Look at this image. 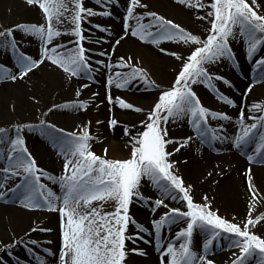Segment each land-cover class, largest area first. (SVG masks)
<instances>
[{"label":"snow or ice","instance_id":"6c2138e0","mask_svg":"<svg viewBox=\"0 0 264 264\" xmlns=\"http://www.w3.org/2000/svg\"><path fill=\"white\" fill-rule=\"evenodd\" d=\"M107 2L111 5L116 0ZM26 3L37 6L46 23L19 24L14 28L0 30V49L12 53L16 68L13 72L0 64V80H23L46 61L65 73L68 79H94V73L97 71L93 68L95 63L111 72L106 80L109 90L113 86L126 89L134 82L141 81L146 89L158 92L157 99L147 112L119 97L113 101L110 91L107 95L110 104L115 103L120 109L142 113L146 117L140 121L139 131H133L135 125L132 128L123 126V135L127 137L131 148L128 159H109L107 149H104L103 156L92 151L93 137L89 126L80 128L79 133L65 132L64 129L41 120L35 127L49 137L53 147L58 150L57 154L64 160L60 176L49 175L39 168L29 152L20 133L24 128H33L32 125H17L15 138L8 137L6 130L0 128V134H5L0 137V145L5 146L7 161L6 166L0 167V172L3 173L0 181H7L12 177H18L21 181L15 184L14 188L0 191V198H4L8 192H19L21 206L26 210L58 212L60 217L62 243L58 254L50 249H45L43 253L35 252L39 242L30 239L32 247L28 250L33 252L36 264H47L49 255L55 256L58 264H126L129 252L145 255L138 247L126 248L127 241L135 244L137 240H144L142 233L148 231L130 215L134 200L148 204L153 213L161 207L166 209L159 218L151 222L157 238L156 250L160 264H215L208 256L214 242L219 240L222 234L232 238L231 248L238 249V252L232 253L231 264H247L253 257L257 258L258 264H264V237L252 231L264 221V216L251 218L250 207L249 218L241 227L212 211L207 196L202 198L204 203L194 202L191 186H185L183 178L175 172L176 162L170 159L188 146L194 137L189 135L184 138H172L168 132L169 122L177 123L183 120L191 126L195 137L201 143L230 140L236 148L249 145L250 141L258 136L259 139L255 141V147L252 149L253 155L247 156V159L250 163L255 158L264 162V131H259L264 129V114L246 117L245 110L241 108L237 118V131L232 137L222 135L223 125L212 127L210 120L231 121L232 117L225 112L205 107L193 87L203 85L216 93L218 101L230 107L237 106L234 100L220 92L216 83L220 82L231 88V81L209 70L213 65L228 62L236 64L232 42L237 39L245 46L246 57L255 64L254 70H259L256 82L264 81V56L257 58L258 51L264 50V15L259 13L261 5L257 0H176L177 4L189 9L206 10L204 15L197 16V19L207 20L210 25L204 38L185 30L171 19L148 10L149 6L142 0H127L122 17L123 34L115 39V45H120L128 36L153 45L162 42L190 45L186 54L159 49L179 62L173 82L164 87L150 79L147 70L139 66V61L134 64L131 56H120L115 64L103 59L92 60L95 53L85 47L88 37L85 35L83 24L88 17H110V11L96 12L90 7H85L83 0H26ZM99 3L101 0H97V4ZM137 9L145 11L138 12ZM64 24L71 25V30L61 31L59 26ZM95 27L100 32L109 31L100 25ZM16 32L23 33L21 39L31 36L39 41L40 47L36 57L21 49V43L14 35ZM63 35L72 39L66 43L56 42ZM95 43L101 41L97 39ZM112 51L114 53L115 49ZM108 55V52H99L101 57ZM252 86L250 84L243 95L251 92ZM88 87L87 83L80 86L81 89ZM80 94L78 89L76 95ZM95 95L98 93H93V96ZM58 107L86 110L87 104L66 103ZM249 111L264 113V104L254 103ZM108 124L110 129H115L119 122L112 118ZM169 145L176 147L169 151ZM246 179L248 190L255 200L259 193L252 183L251 168L247 169ZM44 180L59 185L60 194L43 183ZM142 181L151 184L159 197L154 200L145 198L140 192ZM4 188L5 183L0 182V189ZM169 199L185 202L186 210L169 208L165 203ZM106 201L114 202L113 211L102 210L103 202ZM181 222L186 226L177 231L176 243H161L162 229ZM130 225L136 229L132 235L128 234ZM38 230L51 231L44 228L31 229L32 232ZM195 230L204 235L200 251L193 248ZM20 242L22 241L0 244V252L11 256L10 249ZM0 264H7L3 256H0Z\"/></svg>","mask_w":264,"mask_h":264},{"label":"bare ground","instance_id":"6f19581e","mask_svg":"<svg viewBox=\"0 0 264 264\" xmlns=\"http://www.w3.org/2000/svg\"><path fill=\"white\" fill-rule=\"evenodd\" d=\"M143 3H146L149 7L148 10L155 11L158 14L164 16L167 19H171L174 23L182 26L185 30L191 32L192 34H197L202 36L204 33V28L206 24V20L197 19V16H202L200 12H197L196 9H189L185 6L179 5L176 3V0H142ZM83 3L86 6L89 5L90 0H83ZM127 0H116L115 3L111 4V8L107 9L110 11L112 16L120 22L118 27L111 31V35L107 38H102L101 41L105 44L101 46V51L108 52L107 57H101L100 59L105 60L106 62H110L115 64L120 56H134L137 55V58L143 60V68H145L149 74L151 79H163L168 72V69L173 66L174 59L160 52V48H164L168 50V42H162L158 45H153L148 42H141L138 38L128 36L124 40L121 41L120 45H115V39L119 38L120 35L123 34V23L122 17L125 14ZM11 6V8L22 10L21 18L23 19V23L21 24H44L46 23L44 16L42 15L41 10L33 5L30 6L26 3V0H0V15L3 12V7ZM138 12H143V9H137ZM61 31H70L71 25L64 24L59 26ZM85 31V28H84ZM23 37V33L20 35L21 46L25 47L26 54L32 55L33 57L37 56L38 49L40 47V43L37 39L27 36ZM72 37L63 35L57 39L58 43H66ZM86 47V46H85ZM232 47L234 49L236 55V64L239 68V71L234 73L231 69L232 63H222L219 66V73L222 76L228 78L232 87L228 88L227 86L221 84L217 85L220 92L227 95L229 98L235 101L236 107H230L229 109L222 102H219L216 99H213L210 92L203 85L194 86V91H196L197 95L200 99L207 98L209 100L212 110L225 112L232 117L231 123L232 128L229 132V137H232L234 133L238 129V114L239 110L243 108L245 110V116L249 115H259L256 112L249 111L251 109L250 102L253 101L252 95L260 90H264V81L256 82L259 70H254L255 65L252 64L248 66L247 57L245 54V46L243 45L240 39H237L232 42ZM87 48V47H86ZM115 49L114 53L112 49ZM23 50V49H22ZM169 51V50H168ZM260 51V50H259ZM9 52L1 53L3 58L0 60V64L7 66L9 61L6 60V57ZM0 54V55H1ZM264 56V53L259 56ZM258 58V55H257ZM93 60V58H92ZM251 60H249L250 62ZM133 63L135 60L133 59ZM212 67V66H210ZM165 69V70H164ZM117 71H126L116 69ZM15 72V71H14ZM97 81L100 84L99 87L93 89L89 98V103L92 106L93 111L98 115L100 119L101 110L109 117L104 121L106 129L103 132V135L107 142L111 145H116V139L110 137L107 130H109L108 121L111 118H115L118 120L119 125L117 126V134L123 135L122 129L123 126H128V123H132L139 113L132 110H123L120 109L118 105L115 103L110 104L107 100V95L110 91L111 96L113 97V101L117 97L124 99L126 102L132 100H148L149 96L145 91L146 88L141 81H136L132 85H130L126 89H117L114 86L110 88V90L106 87V80L111 72L104 67L100 66L97 69ZM153 77V78H152ZM37 84L47 85L50 88L55 89L56 94L59 95L66 103H76L82 102V99L87 94L86 88L81 89L80 86L85 84L84 82L77 80L76 78L68 79L66 74L63 73L58 68L50 65L47 61L42 64L39 68L33 70V72L29 73L23 80H16L12 82L10 80H0V115H6V109L15 108L14 104H8L9 99L8 96L14 94L21 97L20 105L14 109L15 115L18 118L24 116L28 113L26 110L27 102H34V99L40 101V96L37 93H33V90L36 88ZM35 84V87L33 85ZM252 86L251 92L247 93V95H243L245 90L249 85ZM80 89L81 94L79 96L76 95L77 90ZM85 90V91H84ZM89 93V92H88ZM93 93H98V95L93 96ZM24 98V100H23ZM35 100V101H36ZM130 103V102H129ZM255 103H259V101H255ZM264 104V102L262 103ZM149 109V103L147 104ZM140 108L146 110L143 104H140ZM63 112L60 117V124L63 126L66 125V128L73 125H79L82 121L83 112L81 110H71V109H63ZM116 114L119 116L116 117ZM140 121H142V114L140 113ZM210 122H219L212 121ZM251 123L252 121H247ZM127 123V124H126ZM178 125L183 132L188 131L189 129L192 131L191 126L186 123V121H179L175 123ZM133 126V124H132ZM259 131H264V129H260ZM67 132H71L67 130ZM106 134V136H105ZM28 150L30 146L27 144L28 140L26 137H23ZM223 144L215 145L214 143H210L212 149L209 148L208 143L197 142L196 140H192L190 144L183 148L182 155H180L179 159L182 162H185L188 165V169L190 171V175L195 179V181L200 186V192L205 194H212L215 197L226 202L227 206L231 209V211L235 214V216L242 219V222H245L246 219L249 218V209L251 207V218L255 219L257 216H264V164H257L261 162L258 158H255L253 162H249L247 158H243L238 153V148L233 147L230 140H223ZM46 144L52 142H45ZM251 143L255 146V141H251ZM50 147H53L50 144ZM32 148L35 149L37 154H44L47 158L43 160L45 165L43 170H45L49 175L60 176L63 170L64 160L57 153V150L53 152L49 151L48 153H42L44 149L40 148L37 144H32ZM29 152L32 154V150ZM210 149V150H209ZM226 152V153H225ZM225 153V154H223ZM222 154V155H220ZM253 155V154H252ZM38 163V158L32 154ZM223 158H228L230 160H237L239 163L235 166H232L225 171H220L215 169V166L218 165ZM256 163V164H255ZM7 161L5 159V146L0 145V167L6 166ZM251 168L252 175V183L255 186V189L259 193L255 200L252 199V196L248 190L247 183V169ZM212 175L209 176L208 174ZM3 173L0 172V178H2ZM19 180L18 177H15ZM11 178L7 181H0L5 183V188L0 189V191H5L9 188H14L17 182L10 181ZM243 180V182H241ZM44 182V181H42ZM51 182V181H50ZM146 189L144 194L149 195L153 200L159 197V194L155 191L152 185H145ZM54 190L59 189V185L55 184ZM19 192L13 193L8 192L4 198H0V232H4V223L7 226L11 227L12 231L18 236L10 239L8 244H13L14 241L19 240L24 244L29 246L30 239L37 240L39 242V247L35 248L38 253H43L45 249H50L52 252L57 253L61 247L62 237H61V221L58 212L48 211V210H26L21 206ZM169 208H176L174 206L175 203L179 201L166 200L165 201ZM145 206L146 208L142 207ZM138 208V207H136ZM139 209V211H138ZM135 210V214L137 218L141 221V225L148 229L146 231L149 234V238L144 246L140 241H136V246H140V249H144L145 253V263L144 264H160L159 253L156 250L157 247V238L154 234V229L151 227V222L154 219L159 218V216L166 211V209L161 210L158 209L155 213L151 211L150 206L141 205L140 208ZM44 215L48 219L45 221H41L38 216ZM139 215V216H138ZM35 218L38 221H35ZM53 220V221H50ZM51 229V231H36L32 232L31 229ZM255 229H258L259 233L264 234V221H261ZM179 224L172 225L170 228L162 229V237H164L165 241L170 240L175 237L177 231H179ZM21 233V234H20ZM26 233L28 235H26ZM146 233V234H147ZM51 241V243H48ZM161 243H165L164 240H161ZM232 243V241H231ZM230 243V244H231ZM1 244V243H0ZM230 244L225 248L232 250ZM216 245V244H214ZM134 248L133 246L130 247ZM214 250V247L211 248L210 252ZM196 251H200L197 249ZM238 252V251H237ZM222 257V258H220ZM7 264H21L26 259H23L22 255L12 251V255L8 256L6 254L3 255ZM208 258L213 259L215 264H231V260L233 259L230 253L226 252L224 255H218L216 258L214 256H208ZM36 264V261H35ZM47 264H58V260L55 256L49 255L47 257ZM247 264H258L257 258H250Z\"/></svg>","mask_w":264,"mask_h":264},{"label":"rangeland","instance_id":"374dc122","mask_svg":"<svg viewBox=\"0 0 264 264\" xmlns=\"http://www.w3.org/2000/svg\"><path fill=\"white\" fill-rule=\"evenodd\" d=\"M91 3H89L88 6L86 7H90L92 8L94 11L96 12H100V11H107V9L111 8V5L107 2V0H101V3L97 4V0H90ZM205 2H207V0H205ZM257 2L261 5L260 9H259V13L264 15V0H257ZM206 10H199L197 12H200L202 15L205 14ZM22 15V10L20 9H13L11 8V6H6L4 5L3 7V12L0 15V30H4L6 28H14L16 25H19L21 23H23V19L21 18ZM120 24V22L118 20H116L112 15L110 17H102L100 15L97 16H92V17H88L87 20L84 22L83 24V28H85V35L88 37V39L85 42V46L89 49L92 50L93 53H95L94 55H92L93 61L100 59L99 56V52L101 51V46L105 43H103L101 41L102 38H107L109 36V33H111L112 30H114L116 27H118V25ZM95 25H100L101 27L107 28L109 31L107 32H100ZM210 27V25L208 24L207 20H206V24H205V28H204V33L201 36V38H204V36L206 35V29ZM15 37L18 41H20V35L21 32H16ZM99 39L101 41V43H95V41ZM21 49H23V51L25 52L26 49L25 47L21 46ZM168 50L170 52H176V53H188L190 50V45H185L183 43H178V42H168ZM3 52V49H0V54ZM264 53V50H260L258 51L257 55L258 57ZM137 55L132 56V58L135 60V63L137 61H139V66H143V60H141L140 58L136 57ZM169 56V55H168ZM172 57V56H169ZM3 58V55H0V60ZM174 59V57H172ZM6 60L9 61V64H7V67L9 69H11L13 72L16 71V68L14 67V60L15 57L12 55L11 52L8 53ZM173 66L171 68L168 69L167 74L165 75V78L163 77V79H152L155 81L156 84L161 85L162 87L164 86H168L170 85L173 80H174V76L176 74V69L177 66L179 64L178 61H176L175 59L173 60ZM247 62L249 63V59L247 60ZM134 63V64H135ZM99 65H96L95 63L93 64V68L98 69ZM231 69L233 70L234 73L239 71V68L237 66V64L233 65ZM165 70V69H164ZM210 72L214 73V74H219L220 68L217 65H213L212 67L209 68ZM97 72V71H96ZM94 73V79H79L76 78L77 80H80L84 83H87L89 85L88 88H86L87 94L84 96V98L82 99V102L87 104V108L86 110H81L83 112V117L82 121L80 122L79 125H75V127H73V125H71L69 128H66V125L63 126V124H60V117L63 112L61 111V106L65 100H63L59 95L56 94L55 89L48 87L47 85H43V84H37L36 83V87L35 84L33 85L36 89L33 90V93H37L40 96V101L34 99V102L31 103V101L27 102V106H26V110L28 111L27 114H25L24 116H21V118H18L17 115H15V111L14 109L17 108V106H19L21 103V97L19 96V94L17 95H10L7 98L10 100L8 104H14V106H16L14 109L13 108H8L6 109V115H0V128H4L6 130L7 136L11 137V138H15V128L17 125H32L33 128H24V130L20 133V135L22 137H26L28 140V145L30 146V149L32 148V144H37L40 148L44 149V151H41L42 153H50L49 151L53 152L54 150H57L54 147H50V144H46L45 142H52L49 137L45 134H42L40 132V130L38 128H36L35 126L39 125L41 120H44L46 123H50L55 125L57 128L60 129H64L65 132H67V130L71 131V132H77L79 133L80 128H83L85 126H89L90 127V132L91 135L93 137V140L91 141V148L92 151H94L97 155H104V149H107V158L109 159H128L131 153V148L128 145V141H127V137H125L124 135H118L117 134V127L115 129H110L107 130V132L109 133L110 137H113L116 139V145L114 144H110L109 142L106 141L103 132L106 129L105 123L104 121L109 117V115H106L102 110L100 113V119L98 118V115L93 111L92 106L89 103V98L91 95V92L93 89H96L97 87L100 86V84L97 81V73ZM153 78V77H152ZM151 79V78H150ZM217 85H221L222 83L220 82H216ZM194 87V86H193ZM85 91V90H84ZM149 96L148 100H132L130 99L129 102L132 103L134 106L140 107V104L142 103L143 106L146 108V110H144L145 112H147L152 106H153V102L157 99L158 97V92L154 89H146L145 90ZM208 91L210 92L211 96L213 99H216V93L212 92L208 89ZM89 92V93H88ZM252 99H254L253 101L250 102V105L252 106V104L255 103V101H259L260 104H262L264 102V90H260L254 93V96L252 95ZM24 100V98H23ZM36 100V101H35ZM202 104L205 107H208L209 109H212L213 107H211V104L209 102V100H207V98H202L200 99ZM217 100V99H216ZM220 102V101H219ZM149 103V109L147 107V104ZM226 105V104H225ZM226 107L229 109L230 106L226 105ZM49 109H52L51 111H49ZM130 111V110H129ZM45 113H47V115H45ZM258 114V112H256ZM142 114V113H141ZM264 114V113H260L259 115ZM119 115L116 114V117H118ZM138 117L135 116L133 118V122L132 123H126L128 125L129 128H132V124L135 125L136 127L133 129V131H139L140 130V113L139 115H137ZM112 119V118H111ZM146 117L142 114V120H145ZM97 121H100L101 123H97ZM90 122V124H89ZM218 123H226L227 126H229V122L227 121H223V122H210V125L212 127H217L218 128ZM168 132H169V136L172 138H184L187 137L189 135H192L194 138L193 140H196L197 142L201 143L200 140L198 138L195 137V134L193 133V131H191L189 129L188 131H184L175 123H171L169 122L168 124ZM123 133V131H122ZM5 134H0V137H3ZM106 136V134H105ZM259 139L258 136L253 138V142L257 141ZM53 145V144H52ZM201 145H203L201 143ZM221 145V144H219ZM176 147V145H169L168 150L169 151H173V149ZM254 144L249 143V145L244 146L243 148H238V153L240 156H242L243 158H247V156L252 155L253 151L252 149H254ZM45 150L47 152H45ZM182 150L183 148L175 153V155H173L170 159L176 162L175 165V172L178 176H181L183 178L184 184L185 186H191V195L193 197L194 202L196 203H204L203 201V197L207 196L208 197V203L211 205V210L214 212H217V214L221 217L226 219L227 221L231 222V223H237L239 224L241 227H243V223L242 219H240L239 217L235 216V214L231 211V209L229 208V206H227L226 202L215 197L212 194H205V193H201L200 190V186L198 185V183L195 181V179L190 175V171L188 169V165L185 162H182L179 157L180 155H182ZM58 151V150H57ZM32 154L34 156H36L39 160H38V167L39 168H43L45 165V162H43L44 159H46L47 157L42 154H37L35 149H33ZM53 153H57L56 151ZM226 153V152H225ZM223 153V154H225ZM222 155V154H220ZM237 163L238 165V161L237 160H230L228 158H223V160L215 166L216 170H219L218 172H223L226 169L235 166ZM256 164V163H255ZM257 164H264V162H258ZM13 180V182H17L20 183V179H16L15 177L11 178ZM10 180V181H12ZM243 182V180L241 181ZM45 184H47L48 187H50L51 189H54L55 184H53L52 182L48 181V180H44ZM145 185H151L147 182L142 181L141 183V187H140V192L145 196V198H150L149 195L144 194V191L146 189ZM54 192H56L57 194H60V191L58 190H54ZM166 203V202H165ZM140 204L141 205H145L146 203H141L137 200H134L133 204L130 207V215L139 223H141V221L137 218L136 214H135V210H137L138 208H140ZM148 206V204H146ZM174 206L176 208H181V210H186V205L185 202L183 201H179L177 203L174 204ZM138 207V208H136ZM144 208H146L145 206H142ZM114 209V202L112 201H106L103 202V211L105 212H110L113 211ZM161 210H164L165 208L161 207L159 208ZM139 211V209H138ZM139 216V215H138ZM36 218H39L41 221H45L48 218L44 215L38 216ZM35 218V221H38ZM50 221H53L50 219ZM179 224V228L180 230L185 227L186 225L181 222L178 223ZM178 224H175L178 226ZM4 232H0V243L1 244H8V242H10V239H13V237L18 236V234L14 233L11 229V227L7 226V224L4 223ZM253 231V229H252ZM136 232V229L134 226L130 225L129 230H128V234L132 235ZM145 232L142 233L144 240H137L143 243V245L145 246L146 243L144 241H147V239L149 238V234ZM255 233L257 235H260L261 237H264L263 233H259L258 229H255ZM21 234V233H20ZM204 239V235L203 233H200L198 230L194 231V235H193V248L194 250L197 249H201V245H202V241ZM164 242H173L176 243L175 237L171 238L170 240L165 241L164 237H163ZM19 241V240H16ZM232 241V238L229 237L227 234H222V237L215 241L214 244V250H212L209 255L210 256H214L215 258L220 254V255H224L226 252L230 253V255H232L233 252H237L238 249L232 248V250L226 249L225 247L227 245H229ZM137 247L136 243L133 244L131 241H127L126 242V248L127 249H131L130 247ZM32 247L29 246L27 244H24L23 242L17 243L15 244V246L10 249L11 251H14L16 253H19L20 255H22L23 259H26L24 261V264H35V259H34V254L33 252H30L28 249ZM138 248L140 249V246H138ZM144 252V249H142ZM34 251H36V249H34ZM5 253L0 252V256H3ZM233 257V256H232ZM222 258V257H220ZM145 255H137L135 253L129 252L128 256H127V262L126 264H144L145 263ZM23 264V262L21 263Z\"/></svg>","mask_w":264,"mask_h":264}]
</instances>
